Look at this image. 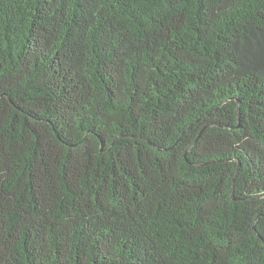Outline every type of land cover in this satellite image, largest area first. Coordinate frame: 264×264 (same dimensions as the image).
<instances>
[{"label":"trees","instance_id":"16d2710c","mask_svg":"<svg viewBox=\"0 0 264 264\" xmlns=\"http://www.w3.org/2000/svg\"><path fill=\"white\" fill-rule=\"evenodd\" d=\"M0 264H264V0H0Z\"/></svg>","mask_w":264,"mask_h":264}]
</instances>
